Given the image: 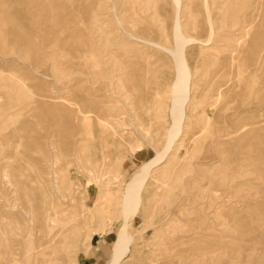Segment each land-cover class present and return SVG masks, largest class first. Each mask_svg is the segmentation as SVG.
I'll return each instance as SVG.
<instances>
[{"label":"rangeland","instance_id":"1","mask_svg":"<svg viewBox=\"0 0 264 264\" xmlns=\"http://www.w3.org/2000/svg\"><path fill=\"white\" fill-rule=\"evenodd\" d=\"M0 4V264H264V0Z\"/></svg>","mask_w":264,"mask_h":264},{"label":"bare ground","instance_id":"2","mask_svg":"<svg viewBox=\"0 0 264 264\" xmlns=\"http://www.w3.org/2000/svg\"><path fill=\"white\" fill-rule=\"evenodd\" d=\"M0 1H3V0H0ZM5 2V1H4ZM2 3V2H1ZM1 5V4H0ZM50 5V4H49ZM256 7V6H255ZM16 9V8H15ZM27 10V9H26ZM53 18V20L55 19L54 18V16H52ZM7 18V17H6ZM207 18V17H206ZM51 19V18H50ZM65 19V18H64ZM52 20V21H53ZM60 20V19H59ZM67 23H68V21H67ZM178 24V23H177ZM176 24V25H177ZM209 24V23H208ZM246 25H248V24H246ZM62 27V26H61ZM174 27H175V25H174ZM179 28V27H178ZM246 28V27H245ZM54 30V28H52L51 27V30ZM63 30V29H62ZM61 30V31H62ZM176 31H175V33H176V37L177 36H181V34H180V30H178V29H175ZM246 30V29H245ZM56 31V30H55ZM249 31H250V29H249ZM57 32V31H56ZM58 32H59V30H58ZM63 34V33H62ZM247 34H249V33H247ZM76 35H78L77 33H76ZM75 35V36H76ZM247 36V35H246ZM182 37V36H181ZM12 39L13 38H17V37H14V36H12L11 37ZM24 38V37H23ZM23 38H19V39H23ZM73 38V37H72ZM178 38V37H177ZM184 39V38H183ZM192 38H190V40H191ZM8 40V39H7ZM61 40H62V38H61ZM179 40V38L177 39V41ZM185 40V39H184ZM18 41V40H17ZM195 41V40H194ZM62 42H65L64 40H62ZM78 42V41H77ZM179 42V41H178ZM177 42V43H178ZM182 42V41H181ZM32 44V43H31ZM179 44V43H178ZM202 44V43H201ZM30 45V44H29ZM181 45V44H180ZM180 46H178V48H179ZM204 47V46H203ZM176 48H177V46H176ZM182 48V47H181ZM181 48H179V49H181ZM179 49H177V51L179 50ZM178 53V52H177ZM183 53V52H182ZM262 53V52H261ZM231 57V56H230ZM233 60V59H232ZM175 62H176V78H175V80H174V82L173 83H171V95H172V97H173V99H175L176 97H177V95H178V93H180V98L182 99L181 101H184L186 98H187V96H188V85H189V82H188V77H187V67H186V65H185V62H184V59H183V56H182V54H179V55H175ZM232 67V66H231ZM237 75V74H236ZM219 84H221V83H219ZM227 84V83H226ZM226 84H224L227 88H228V86L226 85ZM229 85V84H228ZM224 86V87H225ZM226 88V89H227ZM224 89V88H223ZM223 89H221V90H223ZM220 91V90H219ZM223 92V91H222ZM226 93V92H225ZM218 94V93H217ZM220 94V93H219ZM118 95V94H117ZM220 97H221V94H220ZM219 96H218V98H220ZM227 98V97H226ZM217 100V99H216ZM216 100H214V101H216ZM219 100V99H218ZM224 101V100H223ZM222 101V102H223ZM216 103H218V102H216ZM212 105H214V102H212ZM217 106H219V103L218 104H216ZM216 105H214V106H212L213 108L215 107V109H216ZM79 112V111H78ZM207 112V111H206ZM80 113V112H79ZM83 113V112H82ZM6 114V113H5ZM209 114V113H208ZM83 115H84V113H83ZM207 115V114H206ZM205 115V116H206ZM211 115V114H210ZM6 116V115H5ZM4 118H6V117H4ZM181 119H182V110L181 111H179V113L177 114V116L174 118V121H173V126H172V128H171V131H172V135H171V137L170 138H168V141H167V144H166V147L167 148H169L170 147V145H171V143H172V141H173V139L175 138V135L178 133L177 132V128H178V126L180 125V121H181ZM2 120V119H1ZM9 121V120H8ZM208 122V121H207ZM206 122V123H207ZM214 122V121H213ZM9 123H10V121H9ZM69 123V122H68ZM63 124H65V123H63ZM18 125V124H17ZM78 125V124H77ZM220 128V127H219ZM225 130V129H224ZM232 132V131H231ZM184 136V135H183ZM232 136V135H231ZM230 136V137H231ZM75 137V136H74ZM215 137H216V135H215ZM223 138H224V135H223ZM222 138V139H223ZM190 140V139H189ZM218 140V139H217ZM189 144V143H188ZM183 146V145H182ZM17 147V146H16ZM99 147V146H98ZM186 147H187V145H186ZM190 147V146H189ZM167 150V149H166ZM189 149L187 148V151H188ZM167 153V152H166ZM187 153V152H186ZM185 153V154H186ZM222 153V152H221ZM187 155V154H186ZM223 156V155H222ZM34 157V156H33ZM164 157H165V154L164 155H160V156H158L155 160H153L151 163H150V165L152 166V164L153 165H156V164H159V163H161L162 161H163V159H164ZM225 157V156H224ZM223 158V157H222ZM20 160V159H19ZM223 160V159H222ZM158 161V162H157ZM160 161V162H159ZM19 162V161H18ZM26 163V162H25ZM155 163V164H154ZM33 165V164H32ZM149 165V166H150ZM46 166V165H45ZM30 167V166H29ZM142 167V166H141ZM24 168V167H23ZM16 169V168H15ZM26 169H28V168H26ZM25 169V170H26ZM32 169H33V167H32ZM32 169H30L29 171H28V173H33V177H34V172H31V170ZM83 169V168H82ZM140 169V168H139ZM148 169H150V167L148 168L146 165H145V167H143V169H141L138 173H135V175L132 177V179L131 180H129V183H128V185H127V187H126V190H124V191H126L125 192V195L123 196V201H122V203H123V205L126 207V206H128V204H131L132 202H134V201H137L138 200V193H139V190L141 189V187H142V185H143V183H144V181H145V179H146V177H147V173L149 172V170ZM32 171H34V170H32ZM92 172V171H91ZM30 174V175H31ZM41 175V174H40ZM36 176H37V174H36ZM35 176V177H36ZM40 177H42V176H40ZM40 177H36L37 179L38 178H40ZM32 178V177H31ZM22 180V179H21ZM35 180V179H34ZM37 186V185H36ZM31 187H32V185H31ZM35 187V186H34ZM124 194V193H123ZM35 195V194H34ZM132 205V204H131ZM125 207H124V209H125ZM134 209V208H133ZM124 211V210H123ZM127 217V216H126ZM247 234V233H246ZM6 236V235H5ZM246 236V235H245ZM244 236V237H245ZM243 237V238H244ZM5 240V239H4ZM128 241V239H127V235H126V227L125 226H122L121 228H120V230H119V232H118V234H117V237H116V241H115V245H114V256H113V260H112V262H111V264H119L125 257H126V254H125V249H126V242ZM199 245H200V243H199ZM201 246V245H200ZM44 247V246H43ZM39 248V247H38ZM45 248V247H44ZM127 250V249H126ZM43 252V251H42ZM46 263H47V261H46Z\"/></svg>","mask_w":264,"mask_h":264}]
</instances>
